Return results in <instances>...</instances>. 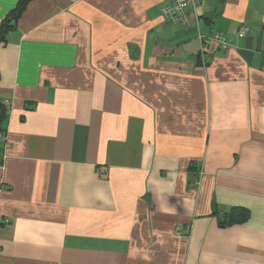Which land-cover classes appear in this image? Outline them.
I'll use <instances>...</instances> for the list:
<instances>
[{"label": "crops", "instance_id": "0c3cea01", "mask_svg": "<svg viewBox=\"0 0 264 264\" xmlns=\"http://www.w3.org/2000/svg\"><path fill=\"white\" fill-rule=\"evenodd\" d=\"M166 1L31 0L0 42V264H264V0Z\"/></svg>", "mask_w": 264, "mask_h": 264}, {"label": "built area", "instance_id": "2783aa9c", "mask_svg": "<svg viewBox=\"0 0 264 264\" xmlns=\"http://www.w3.org/2000/svg\"><path fill=\"white\" fill-rule=\"evenodd\" d=\"M191 3L192 10L188 12L184 9L183 0H167L160 6L161 15L169 22L179 25L181 27H189L191 24H198V15L195 11L197 5L196 0H188ZM252 26L247 24L239 25L237 29V36L243 37L245 34L252 31ZM197 38L199 41V49L201 54H204L211 43H216V45L221 50H227L230 45L229 41L226 39L225 35L219 31H213L209 34H203L197 29ZM206 57L203 62H207ZM8 108L9 102H5ZM4 140V137H1ZM176 233H180L179 229H176Z\"/></svg>", "mask_w": 264, "mask_h": 264}, {"label": "trees", "instance_id": "16d2710c", "mask_svg": "<svg viewBox=\"0 0 264 264\" xmlns=\"http://www.w3.org/2000/svg\"><path fill=\"white\" fill-rule=\"evenodd\" d=\"M29 1L31 0H17L14 8L9 10L1 20L0 42H4L6 34L15 28L17 19L20 17ZM6 119L7 107L5 102L0 101V141L1 137L4 136ZM247 215L248 210L245 207L233 206L219 217L218 222L221 226L235 222H242L246 219Z\"/></svg>", "mask_w": 264, "mask_h": 264}]
</instances>
